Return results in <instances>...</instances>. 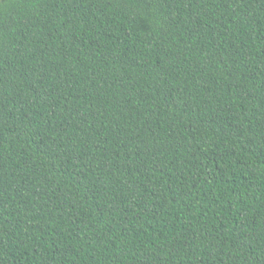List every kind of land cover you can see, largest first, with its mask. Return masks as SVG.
I'll return each instance as SVG.
<instances>
[{
	"label": "trees",
	"instance_id": "trees-1",
	"mask_svg": "<svg viewBox=\"0 0 264 264\" xmlns=\"http://www.w3.org/2000/svg\"><path fill=\"white\" fill-rule=\"evenodd\" d=\"M0 264H264V0H0Z\"/></svg>",
	"mask_w": 264,
	"mask_h": 264
}]
</instances>
